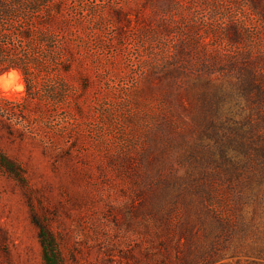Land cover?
Segmentation results:
<instances>
[{
    "label": "rangeland",
    "instance_id": "obj_1",
    "mask_svg": "<svg viewBox=\"0 0 264 264\" xmlns=\"http://www.w3.org/2000/svg\"><path fill=\"white\" fill-rule=\"evenodd\" d=\"M1 1L36 9L0 21V73L18 62L26 84L0 94V264H43L33 215L63 264H164L165 226L138 205L183 177L200 84L228 89L231 117H256L238 84L246 69L264 82V0ZM259 192L223 264H264Z\"/></svg>",
    "mask_w": 264,
    "mask_h": 264
},
{
    "label": "trees",
    "instance_id": "obj_2",
    "mask_svg": "<svg viewBox=\"0 0 264 264\" xmlns=\"http://www.w3.org/2000/svg\"><path fill=\"white\" fill-rule=\"evenodd\" d=\"M15 4L18 3L0 0V21L36 9L32 4ZM0 37H5L0 46L6 45L8 35ZM238 63L228 62L232 72ZM18 65L10 62L3 70ZM245 74V82L238 84L239 77L235 85H240L254 103L256 117L245 110L237 113L238 118L231 117L223 109L228 89L200 84L202 90L191 97L196 99L187 98L193 138L185 155L183 177L161 181L138 205L137 210L165 226L164 237H160L163 232L158 230L155 241L158 255L167 260L164 264H223L225 258L241 251L235 239L244 223L242 209L251 201H263L259 190L264 187V82L253 76L250 69ZM189 90L180 93L186 97ZM170 186H176L178 191L172 194ZM215 197L222 203L226 201L225 209L210 203ZM168 201H172L173 207L178 205L179 214L174 208L163 207ZM32 221L38 227L43 264H63L55 235L34 215Z\"/></svg>",
    "mask_w": 264,
    "mask_h": 264
},
{
    "label": "clouds",
    "instance_id": "obj_3",
    "mask_svg": "<svg viewBox=\"0 0 264 264\" xmlns=\"http://www.w3.org/2000/svg\"><path fill=\"white\" fill-rule=\"evenodd\" d=\"M25 92L26 84L19 69L9 68L7 71L0 73V94L9 97L16 95L18 98H22Z\"/></svg>",
    "mask_w": 264,
    "mask_h": 264
}]
</instances>
